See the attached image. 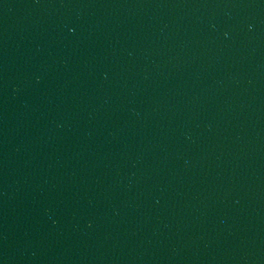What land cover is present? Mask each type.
<instances>
[{
    "label": "water",
    "instance_id": "95a60500",
    "mask_svg": "<svg viewBox=\"0 0 264 264\" xmlns=\"http://www.w3.org/2000/svg\"><path fill=\"white\" fill-rule=\"evenodd\" d=\"M0 264H264V0H0Z\"/></svg>",
    "mask_w": 264,
    "mask_h": 264
}]
</instances>
